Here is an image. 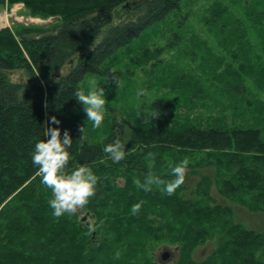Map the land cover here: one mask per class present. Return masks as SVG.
Segmentation results:
<instances>
[{"label": "trees", "instance_id": "trees-1", "mask_svg": "<svg viewBox=\"0 0 264 264\" xmlns=\"http://www.w3.org/2000/svg\"><path fill=\"white\" fill-rule=\"evenodd\" d=\"M183 1L0 0V6L23 2L33 16L61 19L52 31L19 32L21 44L26 49L31 45L38 52L30 55L31 63L23 56L12 33L0 32V264H85L86 246L74 240L75 227L54 217L47 207L49 198L38 190L41 179L31 153L37 140L46 139V126H53L55 116L60 121L55 126L62 129V134L63 130H70L73 137L70 168L86 164L94 169L99 162H110L104 146L91 144L87 139L83 128L86 112L75 94L83 89L89 76L103 75V68L112 56L130 46L146 30L164 22L180 9ZM125 5H129L130 11L127 20L110 28L93 46L111 25L115 10ZM33 33L38 34L28 36ZM77 56L74 68L54 79ZM17 70H25L29 82H12L8 73ZM173 118L172 107L158 100L152 105L149 123L132 128L127 144L121 136L110 139L120 138L130 151L141 146L142 157L160 148L184 153L189 159L202 157L191 168L215 167L218 174L213 182L209 177L204 179L197 200L185 202L178 194L154 195L153 208L172 206L173 218L170 223L164 218L160 223L133 218L131 225L138 224L145 233L138 238L139 244L147 245L149 238L159 239L154 233L176 231L178 238L173 241L179 243L183 253L177 264H264V232L235 223L232 208L213 204L209 193L215 183L225 199L235 200L252 212H264L262 133L256 129L223 127L178 129ZM141 156L139 153L134 156L139 160L133 170H146ZM134 158L119 162L125 164L130 160L128 165H132ZM214 240V251L206 259L197 261L191 257L197 247ZM79 247L84 248L79 252L82 257L74 254L75 249L81 250Z\"/></svg>", "mask_w": 264, "mask_h": 264}, {"label": "rangeland", "instance_id": "rangeland-1", "mask_svg": "<svg viewBox=\"0 0 264 264\" xmlns=\"http://www.w3.org/2000/svg\"><path fill=\"white\" fill-rule=\"evenodd\" d=\"M125 6L115 10L111 25L103 30L93 46L110 28L127 20L130 11L129 5ZM60 20L33 16L23 2L0 6V32L12 33L30 63V55H38V52L31 45L26 49L21 44L19 32L24 29L52 31L60 25ZM78 57L54 79L68 74ZM8 76L14 83L30 80L25 70L9 72ZM114 76L116 80L112 79ZM97 85L105 88L107 95L104 123L94 128L87 114L83 123L86 137L94 145L113 143L110 137L115 135L121 136L127 144L132 128H142L149 123L152 105L158 100L172 107L175 128L256 129L264 139V0H184L180 9L164 22L146 30L130 46L112 56L102 76H89L83 89ZM143 150L141 146L132 151L125 147V158H134L137 153L141 156ZM185 157L189 165L184 183L169 196L178 194L183 201L190 202L198 199L204 179L209 177L213 182L218 174L215 167L191 168L196 167L202 157L189 159L184 153L160 148L146 157L141 156L146 166L143 172L132 168L137 166L138 158H134L132 165H128L130 160L122 164L111 156L110 162L95 164L93 170L101 183L97 185L95 196L75 212L59 217L75 227L74 240L86 246H83L85 264H177L181 260L182 248L173 241L178 238L176 231L154 233L159 239L149 238L147 245H141L138 238L145 233L138 224L131 225V220L160 223L164 218L167 223L172 221V206L153 208L154 195L167 193L157 185L145 191L137 181L144 183L154 175L171 180V167ZM38 188L46 194L45 198H52L51 189L41 181ZM209 193L213 204L232 208L235 223L264 232L263 211L252 212L235 200L225 199L215 183ZM135 204L140 208L133 213ZM47 207L52 211L49 201ZM160 213L164 215L158 217ZM214 242L197 247L191 257L197 261L206 259L214 251ZM84 248L75 249L74 254L82 257L79 252ZM165 252L170 254L167 261L162 258Z\"/></svg>", "mask_w": 264, "mask_h": 264}, {"label": "clouds", "instance_id": "clouds-1", "mask_svg": "<svg viewBox=\"0 0 264 264\" xmlns=\"http://www.w3.org/2000/svg\"><path fill=\"white\" fill-rule=\"evenodd\" d=\"M112 79L116 80V77L114 76ZM75 97L83 105L87 120L92 122L94 128H100L104 123L106 113L107 95L105 88L97 85L88 90L78 89ZM52 122L53 126H46V139L36 141L31 158L32 163L37 166L42 184L50 188L53 194L49 200L52 215L61 217L66 213L75 212L79 207L87 204L91 197L95 196L100 177L86 164L69 167L72 158L70 149L73 145V137L70 130H63L62 134V129L55 126L60 124L55 116L52 117ZM103 151L117 162L126 156L125 145L120 139L106 144ZM188 165L189 160L185 157L171 167L173 174L171 180H165L154 175L150 176L144 183L137 181L138 186L149 191L153 185H157L162 192L171 195L184 183ZM139 208V204L133 205V213L137 212Z\"/></svg>", "mask_w": 264, "mask_h": 264}, {"label": "flooded vegetation", "instance_id": "flooded-vegetation-1", "mask_svg": "<svg viewBox=\"0 0 264 264\" xmlns=\"http://www.w3.org/2000/svg\"><path fill=\"white\" fill-rule=\"evenodd\" d=\"M165 254H167V255H166V256H167V257H166V261H167V260L169 259L170 254H169L168 252H165V253L163 254V257H162L164 260H165V258H164ZM167 258H168V259H167Z\"/></svg>", "mask_w": 264, "mask_h": 264}, {"label": "water", "instance_id": "water-1", "mask_svg": "<svg viewBox=\"0 0 264 264\" xmlns=\"http://www.w3.org/2000/svg\"><path fill=\"white\" fill-rule=\"evenodd\" d=\"M166 255H167V254H165V256H164L165 260H166V257H167Z\"/></svg>", "mask_w": 264, "mask_h": 264}]
</instances>
